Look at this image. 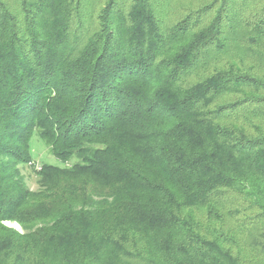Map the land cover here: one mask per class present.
<instances>
[{
    "label": "trees",
    "instance_id": "trees-1",
    "mask_svg": "<svg viewBox=\"0 0 264 264\" xmlns=\"http://www.w3.org/2000/svg\"><path fill=\"white\" fill-rule=\"evenodd\" d=\"M0 264H264V0H0Z\"/></svg>",
    "mask_w": 264,
    "mask_h": 264
},
{
    "label": "rangeland",
    "instance_id": "rangeland-1",
    "mask_svg": "<svg viewBox=\"0 0 264 264\" xmlns=\"http://www.w3.org/2000/svg\"><path fill=\"white\" fill-rule=\"evenodd\" d=\"M30 144H31L30 153L32 158L31 163L29 164V166H25L22 168L21 175L24 178L26 187L29 188L31 191H37L38 188H37L36 178L32 173L30 167L36 169L37 167H41L43 164H51L62 167L63 165L58 160L55 159V157L52 155L50 151V148L46 146L45 143L40 141L36 136L32 138ZM76 161L74 159L70 160L68 165H72ZM4 226L12 230L22 232L20 227L15 223L5 222Z\"/></svg>",
    "mask_w": 264,
    "mask_h": 264
}]
</instances>
